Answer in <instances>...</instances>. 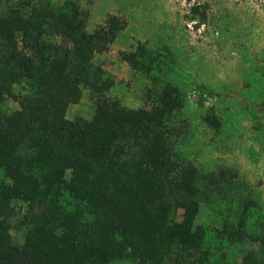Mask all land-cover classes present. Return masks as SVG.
Listing matches in <instances>:
<instances>
[{
  "label": "trees",
  "instance_id": "obj_1",
  "mask_svg": "<svg viewBox=\"0 0 264 264\" xmlns=\"http://www.w3.org/2000/svg\"><path fill=\"white\" fill-rule=\"evenodd\" d=\"M190 13L205 17L199 4ZM103 44L70 0H0V264H264L257 202L175 150V89L149 109L122 107L114 76L93 62ZM125 58L153 81L159 64L175 66L164 48ZM248 83L264 105V72ZM82 89L94 113L70 121ZM204 208L219 226L197 222Z\"/></svg>",
  "mask_w": 264,
  "mask_h": 264
},
{
  "label": "rangeland",
  "instance_id": "obj_2",
  "mask_svg": "<svg viewBox=\"0 0 264 264\" xmlns=\"http://www.w3.org/2000/svg\"><path fill=\"white\" fill-rule=\"evenodd\" d=\"M70 1L85 31L105 41L93 62L114 76L109 96L127 109H149L174 88L168 98L176 101L171 113L175 150L202 174L252 198L264 215V105L248 83L256 71L264 72V0ZM194 4L201 6L204 18L190 13ZM139 46L166 49L175 66L159 64L161 79L147 78L125 58ZM8 105L16 106L11 100ZM94 110V96L82 89L66 118L89 119ZM13 205L10 233L14 243H21L24 205ZM197 222L220 225L205 208Z\"/></svg>",
  "mask_w": 264,
  "mask_h": 264
}]
</instances>
